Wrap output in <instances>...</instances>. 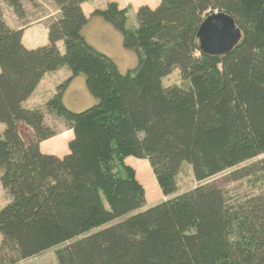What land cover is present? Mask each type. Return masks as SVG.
<instances>
[{"label": "trees", "instance_id": "trees-1", "mask_svg": "<svg viewBox=\"0 0 264 264\" xmlns=\"http://www.w3.org/2000/svg\"><path fill=\"white\" fill-rule=\"evenodd\" d=\"M50 1L61 15L39 49L25 48L24 30L0 17V183L12 198L0 211V264L54 248L58 264H264V0H160L139 7L133 29L128 9L109 3L93 16L136 55L128 73L83 34V6L93 0ZM7 3L25 15L20 0ZM213 12L242 31L224 57L201 52L197 39ZM66 67L72 77L47 103L74 132L59 158L40 150L56 132L23 104ZM176 70L188 87L164 86ZM78 76L98 102L79 113L63 103ZM27 128L37 141L23 137ZM128 157L148 161L171 198L144 209L147 192ZM184 163L198 185L176 195ZM255 178L262 193L230 199L225 184Z\"/></svg>", "mask_w": 264, "mask_h": 264}, {"label": "rangeland", "instance_id": "rangeland-1", "mask_svg": "<svg viewBox=\"0 0 264 264\" xmlns=\"http://www.w3.org/2000/svg\"><path fill=\"white\" fill-rule=\"evenodd\" d=\"M23 7V12L25 13L26 17L23 19H20L22 17L21 13H16V11L9 6L7 3V0H0V17L5 16L8 20L11 21V25H14L15 28L18 27H29V25H33L35 20L41 21L43 17L46 16H54L58 12L57 5L51 1V3H47L44 1V3H38L37 1H31V0H20ZM110 2H117L120 7H127L129 13H128V24L127 27L129 29H133L134 27H137L138 21L136 20V10L139 6H143L148 2V0H93L88 2V8L92 9L93 11H96L97 9H104L107 8ZM160 2V0H158ZM24 15V16H25ZM19 18V19H18ZM18 19V20H17ZM93 19V16H92ZM91 23L85 28L83 34L85 35L86 39L89 43L92 45H95L98 47V49L101 52L104 53H111L115 56L116 61L118 63H122L124 60V65L122 66V73H128V68H136L137 65V57L135 54H132L130 52H127L123 47V37L122 34L117 32L114 27H112L110 24L103 21L102 18L98 17L92 20ZM44 20V19H43ZM35 24V23H34ZM126 51V52H125ZM126 53V54H125ZM125 57V58H124ZM126 58L129 60V62H126ZM124 67V68H123ZM126 68V69H125ZM133 69V70H134ZM173 85L182 86V87H188L187 83H185L182 79V76L180 75V72L178 70L174 71L171 75H169L168 78L164 80V86L170 87ZM94 102V105H96L98 102L96 100L92 99ZM90 106V107H92ZM90 107H82L78 110H72L77 111L79 113L80 111H84L89 109ZM23 137L25 139L29 138V135L26 131L23 133ZM138 164L134 165V169L139 171V177L137 180L141 182L143 185L145 191L147 192V195L153 197L154 202L156 204H160L161 200L160 195L164 196L162 191H160L157 179H155L154 173L152 171V175L145 174L148 173L147 171H144L145 168L139 163H145L144 160H137ZM147 166L150 168L148 162H146ZM182 170L180 174L178 175V181H177V190L178 192L176 195H181L186 193L187 191L193 190L197 187L198 183L196 182L195 178L193 177V171L192 167L189 166L187 163H184L182 166ZM2 177V171H0V178ZM151 177V178H150ZM221 177L219 176L215 180H218L220 182ZM255 178L254 180H243V182L238 183H231V184H225L224 188L229 193L230 199L233 200V202L241 201L247 197L255 196L256 194L262 193V183L260 181L256 182ZM146 195V200H147ZM12 198L9 196L7 191L4 189L3 186H1L0 183V211L3 209L4 206L9 204L11 202ZM147 203V202H146ZM153 204V203H152ZM150 203H147L146 207L144 209H150L154 205ZM3 236L0 234V248L2 246ZM60 248H54L50 251H47L38 257H34L31 259H28L27 261H19L17 264H58L57 263V257H56V251ZM5 256L7 258H13L14 255H12L11 250L5 251ZM8 264V263H5Z\"/></svg>", "mask_w": 264, "mask_h": 264}, {"label": "crops", "instance_id": "crops-1", "mask_svg": "<svg viewBox=\"0 0 264 264\" xmlns=\"http://www.w3.org/2000/svg\"><path fill=\"white\" fill-rule=\"evenodd\" d=\"M31 1H37L39 4L44 3L46 1L47 3H51L50 0H31ZM53 2V1H52ZM54 3V2H53ZM111 3V2H110ZM117 3V2H115ZM118 4V3H117ZM159 4L158 0H148V2L145 5L150 6L151 8H155ZM88 3H86L83 6V10L87 14L88 17V25L91 23L92 16L98 11V10H105L104 9H97L96 11H93L92 9L88 8ZM141 7V6H139ZM138 7V9H139ZM58 8V7H57ZM122 9H127V7H120ZM137 9V10H138ZM137 10L135 12H137ZM57 14L54 16H46L41 18V21L35 20V24L29 25V27H18L15 28L14 25H11V21L8 20L5 16L2 17V19L9 25L12 29L14 30H24V38H23V45L25 48L30 49H39L42 48L43 46L48 45L49 43V35H48V29L51 25V23L55 20H57L61 12L57 10ZM25 16L20 17V19L25 18ZM99 17V16H98ZM98 17H94L98 18ZM19 19V18H18ZM17 19V20H18ZM44 19V20H43ZM92 19V20H93ZM87 25V26H88ZM87 28V27H86ZM85 30V29H84ZM91 44V43H90ZM61 50L62 53L65 52V46L62 42L57 44ZM92 45V44H91ZM98 51V47L93 45ZM126 52V51H125ZM128 52V51H127ZM105 55H108L109 57H112L115 61L116 58L114 55L111 53H104ZM126 54V53H125ZM125 58V57H124ZM126 62L128 63L129 60L126 58ZM117 65L120 67V70L122 71V66L121 64H125L124 60L120 64L116 61ZM124 68V67H123ZM126 69V68H125ZM134 68H128V72L132 71ZM72 77V71L68 69L67 67L56 71L54 73L46 74L38 88L35 90L34 94L30 99H28L26 102H24V106L28 110H39L41 111L44 116H45V123L48 127H51L55 132L56 136L53 139L47 140L46 142L42 143L40 145V150L43 152V154H48L52 155L55 157L63 158L70 153L69 149V143L75 139L74 137V132L72 129H70L68 126H66V123L58 118L57 116L51 115L48 110H47V103L52 100L55 95L57 94V89L60 85H63L66 83V81ZM93 97L87 91L86 89V80L83 77L78 76L74 81L70 84V86L67 88L66 94L64 95L63 103H65V106L68 107L70 110H78L79 108L82 107H90L94 104L92 102ZM77 112V111H74ZM81 112V111H80ZM5 125L0 124V133H3L5 129ZM26 131L28 132L29 138L32 139V141H37L34 132L27 128ZM148 162V161H146ZM145 162V163H146ZM139 163L142 166H144L145 170L149 174L152 175L153 169L147 166V164ZM126 164L132 167L133 169L135 168L134 165L138 164L137 159L133 157H128L126 160ZM149 164V163H148ZM150 166V165H149ZM136 170V169H135ZM137 178L139 177V171H137ZM151 178V177H150ZM142 182V181H141ZM171 197H166L165 195L162 196L160 195V200L161 203L163 201H166L170 199ZM147 203H150L152 205H157L156 202H154L153 197L150 198V196L147 195Z\"/></svg>", "mask_w": 264, "mask_h": 264}, {"label": "water", "instance_id": "water-1", "mask_svg": "<svg viewBox=\"0 0 264 264\" xmlns=\"http://www.w3.org/2000/svg\"><path fill=\"white\" fill-rule=\"evenodd\" d=\"M197 39L201 52L224 57L240 43L242 31L232 16L225 12H213L202 22Z\"/></svg>", "mask_w": 264, "mask_h": 264}]
</instances>
